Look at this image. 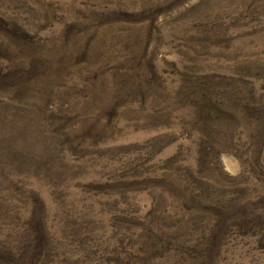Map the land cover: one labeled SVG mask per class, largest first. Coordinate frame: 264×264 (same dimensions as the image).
Segmentation results:
<instances>
[{"label":"rangeland","instance_id":"1","mask_svg":"<svg viewBox=\"0 0 264 264\" xmlns=\"http://www.w3.org/2000/svg\"><path fill=\"white\" fill-rule=\"evenodd\" d=\"M0 264H264V0H0Z\"/></svg>","mask_w":264,"mask_h":264}]
</instances>
